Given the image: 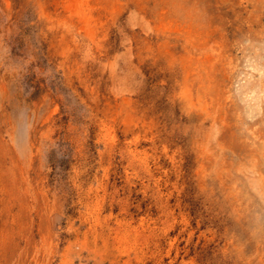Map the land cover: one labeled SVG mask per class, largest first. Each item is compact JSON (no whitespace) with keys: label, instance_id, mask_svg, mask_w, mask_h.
I'll return each mask as SVG.
<instances>
[{"label":"rangeland","instance_id":"obj_1","mask_svg":"<svg viewBox=\"0 0 264 264\" xmlns=\"http://www.w3.org/2000/svg\"><path fill=\"white\" fill-rule=\"evenodd\" d=\"M0 264H264V0H0Z\"/></svg>","mask_w":264,"mask_h":264},{"label":"bare ground","instance_id":"obj_2","mask_svg":"<svg viewBox=\"0 0 264 264\" xmlns=\"http://www.w3.org/2000/svg\"><path fill=\"white\" fill-rule=\"evenodd\" d=\"M262 54V53H261ZM258 55V54H257ZM249 58V57H248ZM261 61V60H260ZM249 63V62H248ZM249 65V64H248ZM255 67V66H254ZM258 67V66H257ZM261 74H262V71H261ZM246 84V83H245ZM259 84V83H258ZM256 87H258V86H256ZM248 92V91H247ZM256 94V93H255ZM259 94V93H258ZM245 96H246V94H245ZM243 98V97H242ZM245 98V97H244ZM251 99V98H250ZM257 105V104H256ZM257 108V107H256ZM253 109V108H252ZM254 112V111H253ZM255 113V112H254ZM261 138V137H260Z\"/></svg>","mask_w":264,"mask_h":264}]
</instances>
